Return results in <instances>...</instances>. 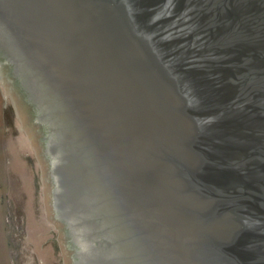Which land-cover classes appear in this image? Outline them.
<instances>
[{"label": "water", "instance_id": "obj_1", "mask_svg": "<svg viewBox=\"0 0 264 264\" xmlns=\"http://www.w3.org/2000/svg\"><path fill=\"white\" fill-rule=\"evenodd\" d=\"M39 264H264V0H0Z\"/></svg>", "mask_w": 264, "mask_h": 264}, {"label": "rangeland", "instance_id": "obj_2", "mask_svg": "<svg viewBox=\"0 0 264 264\" xmlns=\"http://www.w3.org/2000/svg\"><path fill=\"white\" fill-rule=\"evenodd\" d=\"M0 264H39L20 123L1 77Z\"/></svg>", "mask_w": 264, "mask_h": 264}]
</instances>
